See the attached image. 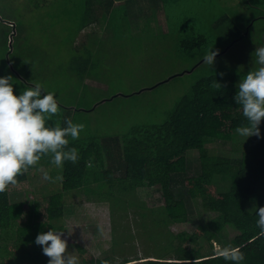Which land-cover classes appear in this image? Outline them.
Segmentation results:
<instances>
[{
  "label": "rangeland",
  "instance_id": "rangeland-1",
  "mask_svg": "<svg viewBox=\"0 0 264 264\" xmlns=\"http://www.w3.org/2000/svg\"><path fill=\"white\" fill-rule=\"evenodd\" d=\"M88 1L0 0V7L5 6L19 19L24 16L27 32L33 36L28 45L26 43L27 48L18 47L20 55L16 54L13 61L8 55L2 58L4 52L0 49V78L13 77L16 95L37 82L45 91L54 92L59 105L56 121L60 126H67L63 120L68 112L74 123L85 125L80 141L97 137L101 144H112L115 134L163 122L177 101L192 92L193 85L206 76L225 74L234 77L239 84L248 71L257 67L253 61L256 48L264 47V0H166L164 9L170 32L162 15L155 17L156 11L162 12L160 0L159 4L155 0L153 3L117 0L116 10L112 12L105 11V0H98V6L103 7L97 14L103 16L104 13V19L93 14L91 21L98 19L96 25L87 22L89 32L76 38L78 44L87 45L88 49L94 46L96 50L82 48L79 55H73L65 46L75 40L76 28L81 22L76 9H87ZM93 2V6H97L95 0ZM69 24L71 28H67ZM42 29L45 32L37 33ZM13 33L17 38L18 32L14 29ZM199 34L207 37L206 46L192 52L183 48V40ZM20 43L21 40L19 46ZM39 46H43L48 55L46 58L42 55V62L37 58L29 67L26 63L29 48L35 55ZM212 49L219 51L213 66L202 60ZM80 69L87 72L83 80L95 83L85 84L79 76ZM78 107L80 110L76 111ZM53 118L47 121L50 126L55 125H52ZM251 139L236 134L232 141H212L209 148L217 155L240 161L244 152L251 149ZM199 157L196 150L187 153V177L198 174ZM41 167L53 178L62 172L54 165L32 167L30 188L11 194L12 203H23L32 211L38 202L44 204L52 194L61 192V181H44L39 171ZM176 178L175 198L186 200L189 215L167 228L157 226L154 221L159 215L151 212L165 204L158 187H140L135 199L131 197L134 201L140 200L144 207H137L139 203L128 207L123 195H118L121 199L95 203L88 198H93L97 185L85 190L87 195L79 190L65 192L63 238L68 242V251L76 252L79 259L74 245L79 243L96 256L115 255L116 264L124 259L131 260L129 264H145L144 261L158 257V251L171 240L166 231L193 232L201 223L214 219L216 214L205 211L199 199L190 197L183 179ZM217 184L227 188L228 180L221 178ZM141 213H147V217L143 219ZM33 219L30 212L29 221L23 224ZM157 230L163 233L152 237ZM238 234V230L227 225L219 238L212 241L213 251L231 246V240ZM203 243L205 249H209L207 239ZM173 252H166L163 257L175 258Z\"/></svg>",
  "mask_w": 264,
  "mask_h": 264
},
{
  "label": "trees",
  "instance_id": "trees-1",
  "mask_svg": "<svg viewBox=\"0 0 264 264\" xmlns=\"http://www.w3.org/2000/svg\"><path fill=\"white\" fill-rule=\"evenodd\" d=\"M153 1L142 0L144 3ZM163 1L165 3L166 0ZM97 2L95 0V5ZM116 2L117 0H105V11H115ZM93 4V0H89L86 2L87 9H76L81 22L76 28L75 40L71 41L69 47L66 45L69 49L87 22H91L93 14H97L100 7H103ZM102 15L97 14V17L104 19V13ZM23 17L19 19L5 6L0 7V49L4 52L2 58L8 55L13 61L16 54L20 55L18 47H25L30 42L32 34L27 32ZM214 24L215 20L212 21V27ZM14 28L18 32L17 38L13 33ZM67 28H71V25H67ZM41 32L45 30L37 33ZM20 40L21 46L18 45ZM206 41L207 37L199 34L192 39L183 40L181 45L192 52L206 46ZM31 49L29 48V59L26 62L29 67L37 58L42 62L40 58L43 55L40 47L35 55ZM71 51L75 55L76 52L73 49ZM7 65L9 66L8 63ZM83 72L84 69L79 70L82 79L86 74ZM216 81L222 85L220 88L212 86ZM237 85V80L229 75L217 73L206 76L193 85L192 92L177 101L175 108L163 122L115 134L112 144H101L97 137L86 141L72 140L69 137L68 147L78 149L79 159L75 164L65 162L61 172V192L52 194L44 204L38 202L32 211L23 203H12L11 194L30 188L32 167L18 177V186H10L0 192V264H49V258L43 254L42 246L35 244V240L39 234L48 230L65 231L64 193L72 190L86 194L85 190L97 185L98 190L93 192V198L87 197L95 203L121 199L118 195H123L128 207L138 203L140 205L137 207H144L140 200L134 201L131 197L135 199V192L140 187H158L165 204L157 211L151 209V212L159 215L155 224L167 228L182 221L189 215V210L186 200L176 199L173 192L178 176L188 187L190 197L199 199L201 207L207 212L215 213L216 217L201 223L193 232L173 234L166 231L171 240L158 251V257L144 263L233 264L232 261L218 258L212 243L227 225H231L239 232L230 243L243 252L245 258L241 264H264V234L257 226L259 208H264V121L260 124L261 136L252 137L251 149L244 152L240 161L227 155H217L209 148L212 141H232L237 134L235 129L247 123L242 109L234 99L238 93ZM79 110V107L76 108V111ZM70 115L64 118V125L66 120L73 118ZM56 120L55 115L52 125L59 122ZM193 150L199 152L200 167L196 176L187 177V153ZM109 155L111 157L106 161ZM39 164L51 166L50 156L42 157L37 165ZM221 178L228 180L227 188L218 186L217 182ZM30 212H33V221L23 224L29 221ZM140 216L145 219L147 213H141ZM162 233L163 231L157 230L152 237ZM204 239H207L209 249H205ZM74 245L80 264H116L115 255L99 257L79 243ZM170 251H174L175 258H164L163 254ZM130 262L131 260L124 259L120 264Z\"/></svg>",
  "mask_w": 264,
  "mask_h": 264
},
{
  "label": "clouds",
  "instance_id": "clouds-1",
  "mask_svg": "<svg viewBox=\"0 0 264 264\" xmlns=\"http://www.w3.org/2000/svg\"><path fill=\"white\" fill-rule=\"evenodd\" d=\"M218 55L219 51L212 49L202 60L213 66ZM253 61L257 67L241 78L234 97L247 121L235 131L247 138L260 137V124L264 121V47L256 48ZM12 81L10 75L0 78V192L18 186V177L36 166L42 157L50 156L51 164L61 170L66 161L77 163L78 149L68 147V138L78 140L85 129L83 123H74L71 119L66 120V127L59 123L50 126L47 121L59 111L56 94L45 91L37 82L16 95ZM212 86L222 85L216 81ZM39 171L44 181L55 183L63 179L62 175L53 178L43 167ZM258 215L257 226L264 234V208H259ZM63 236V231L48 230L36 237L35 244L42 246L49 264H79L76 252L68 251V242ZM215 255L233 264H241L245 258L239 247L232 246L218 247Z\"/></svg>",
  "mask_w": 264,
  "mask_h": 264
},
{
  "label": "crops",
  "instance_id": "crops-1",
  "mask_svg": "<svg viewBox=\"0 0 264 264\" xmlns=\"http://www.w3.org/2000/svg\"><path fill=\"white\" fill-rule=\"evenodd\" d=\"M158 1L159 0H157L156 2H157V4H159L158 3ZM161 1V5H162V12L160 13V11L159 12H157L156 11V15H155V17H157V16H159V15H162V18L166 21V23H167V29H168V32H170V30H169V27H168V17H167V15L165 14V9H164V1L163 0H160ZM238 1V0H237ZM96 5H98V3H96ZM159 14V15H158ZM154 17V18H155ZM94 25H96V21L94 20V21H91ZM14 24H11V26H13ZM15 29V28H14ZM95 31V30H94ZM13 32H14V30H13ZM84 32V34L86 33V32H89L88 30H86V27L78 34V36L80 35V34H82ZM96 32V31H95ZM11 41H12V38H11ZM77 41V40H76ZM51 46V45H50ZM40 47V46H39ZM66 47V46H65ZM69 47V46H68ZM51 48L53 49V47L51 46ZM71 49H73V51L74 52H76L75 53V55H79V52H80V50L82 49V48H86V50L88 49V46L87 45H84V44H78V42H74V44L70 47ZM40 49H41V51L43 52V57L44 58H46L47 57V55H48V52L44 49V47L43 46H41L40 47ZM71 49H69L68 48V51H71ZM96 50V47H94V46H90V49H88V51H95ZM86 74H85V77L87 78V72H85ZM82 79V81H84V83L85 84H88L89 82H91V83H95V82H93V81H91V80H89V79ZM63 107L65 108V109H68L69 107L68 106H65V105H63ZM67 116L68 115H70V113L68 112L67 114H66Z\"/></svg>",
  "mask_w": 264,
  "mask_h": 264
}]
</instances>
